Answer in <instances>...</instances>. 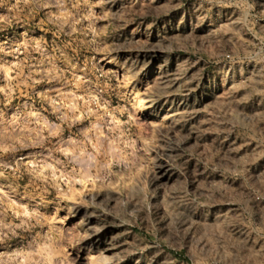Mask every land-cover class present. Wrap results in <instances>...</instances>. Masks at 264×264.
Segmentation results:
<instances>
[{
    "label": "clouds",
    "instance_id": "1",
    "mask_svg": "<svg viewBox=\"0 0 264 264\" xmlns=\"http://www.w3.org/2000/svg\"><path fill=\"white\" fill-rule=\"evenodd\" d=\"M0 264H264V0H0Z\"/></svg>",
    "mask_w": 264,
    "mask_h": 264
}]
</instances>
